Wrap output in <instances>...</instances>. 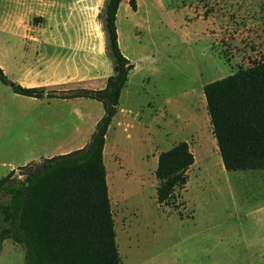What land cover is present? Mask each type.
<instances>
[{
  "label": "rangeland",
  "instance_id": "obj_1",
  "mask_svg": "<svg viewBox=\"0 0 264 264\" xmlns=\"http://www.w3.org/2000/svg\"><path fill=\"white\" fill-rule=\"evenodd\" d=\"M130 1L122 0L117 27L135 68L104 150L122 264H257L244 246L254 218L247 212L258 206L232 200L264 198V170L225 169L204 86L264 61V0ZM105 2L0 0V63L9 80L57 92L105 88L113 74ZM0 86L9 91L0 96V177L85 147L105 114L93 98L36 99ZM182 141L195 164L173 204L161 205L154 157ZM25 254L6 239L0 264H25Z\"/></svg>",
  "mask_w": 264,
  "mask_h": 264
},
{
  "label": "trees",
  "instance_id": "obj_2",
  "mask_svg": "<svg viewBox=\"0 0 264 264\" xmlns=\"http://www.w3.org/2000/svg\"><path fill=\"white\" fill-rule=\"evenodd\" d=\"M122 0H106L105 25L113 74L103 89L62 92L16 84L13 92L36 99L87 97L101 101L105 114L83 148L11 170L0 179V246L22 244L25 264H122L109 196L104 150L107 133L134 63L122 52L117 15ZM135 7V0L130 1ZM0 81L11 84L0 65ZM208 113L227 171L264 170V61L204 86ZM195 157L187 141L159 155L157 200L173 204L189 180Z\"/></svg>",
  "mask_w": 264,
  "mask_h": 264
},
{
  "label": "crops",
  "instance_id": "obj_3",
  "mask_svg": "<svg viewBox=\"0 0 264 264\" xmlns=\"http://www.w3.org/2000/svg\"><path fill=\"white\" fill-rule=\"evenodd\" d=\"M38 4L40 6V3H38ZM18 5H24V4H23V2L22 3L19 2ZM31 11L32 10H30V13H31ZM28 16H29V14L26 15V16L24 15L23 17H20L15 22V24L12 23L13 24L12 27H16V26L20 27L22 25H25L26 18H28ZM0 65L2 66V68L5 71V73L7 74V72L5 70V67L1 63H0ZM4 94L6 96H8L9 95V91L7 89L5 90L2 86H0V96L3 98ZM1 108H2V112H0V116L2 117V116H4V106H2V104H1ZM189 145H190V149H191V144L189 143ZM70 152L71 151H65V152L60 153V154H66V153H70ZM193 154H194V152H193ZM159 155H160V153L157 154L154 157V159L156 161H158ZM13 167H14V165H12L11 169H13ZM4 176H5V174L2 175L0 177V179L2 177H4ZM232 201H236V203L240 204V205H248V204H250V205L258 206L255 209H249V211L247 212L248 216H253L254 218H252V220H251L253 223H252V225H251V227L249 229V233L247 235V238H248L247 244H245L244 248H245V251L247 253H250V258L252 259V263L256 262L257 264H264V198L252 196V197H246V198H240V199H233ZM256 230H259V231H261L263 233H261V232L258 233L259 234L258 235V240L250 239V236Z\"/></svg>",
  "mask_w": 264,
  "mask_h": 264
},
{
  "label": "water",
  "instance_id": "obj_4",
  "mask_svg": "<svg viewBox=\"0 0 264 264\" xmlns=\"http://www.w3.org/2000/svg\"><path fill=\"white\" fill-rule=\"evenodd\" d=\"M14 85H15V83L14 82H11L10 86L13 87Z\"/></svg>",
  "mask_w": 264,
  "mask_h": 264
}]
</instances>
